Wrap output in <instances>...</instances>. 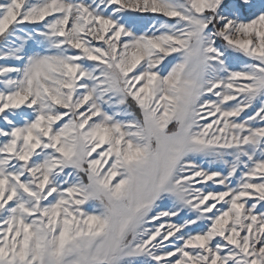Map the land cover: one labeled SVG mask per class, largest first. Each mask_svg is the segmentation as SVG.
Wrapping results in <instances>:
<instances>
[{"label":"snow or ice","instance_id":"snow-or-ice-1","mask_svg":"<svg viewBox=\"0 0 264 264\" xmlns=\"http://www.w3.org/2000/svg\"><path fill=\"white\" fill-rule=\"evenodd\" d=\"M0 264H264V0H0Z\"/></svg>","mask_w":264,"mask_h":264}]
</instances>
